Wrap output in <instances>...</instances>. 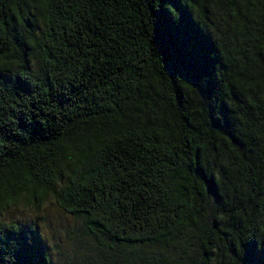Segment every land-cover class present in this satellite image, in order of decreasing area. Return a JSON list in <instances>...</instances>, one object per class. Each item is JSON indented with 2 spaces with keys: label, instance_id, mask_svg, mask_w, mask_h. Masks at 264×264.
I'll use <instances>...</instances> for the list:
<instances>
[{
  "label": "trees",
  "instance_id": "16d2710c",
  "mask_svg": "<svg viewBox=\"0 0 264 264\" xmlns=\"http://www.w3.org/2000/svg\"><path fill=\"white\" fill-rule=\"evenodd\" d=\"M209 1L175 0L169 26L160 0L0 2V56L17 61L0 80V218L53 197L99 246L175 244L188 255L174 242L195 230L194 264H264V6L217 0L232 34L212 39ZM174 62L203 63L211 87H178ZM92 141L116 171L84 166ZM206 196L213 227L200 228ZM0 233L10 264L51 263L18 223Z\"/></svg>",
  "mask_w": 264,
  "mask_h": 264
},
{
  "label": "rangeland",
  "instance_id": "374dc122",
  "mask_svg": "<svg viewBox=\"0 0 264 264\" xmlns=\"http://www.w3.org/2000/svg\"><path fill=\"white\" fill-rule=\"evenodd\" d=\"M207 29L212 39H224L230 31L231 20L224 15V4L208 2ZM213 198L206 196L199 200L202 214L198 226L213 227L211 209ZM18 223L27 233L33 246H41L49 255L50 264H148L161 254L169 257L170 264H194L198 258V231H187L174 243L187 245L188 255L179 246H138L130 247L108 243L99 246L87 233L81 218L67 214L53 197L37 209L20 202L0 218V223Z\"/></svg>",
  "mask_w": 264,
  "mask_h": 264
},
{
  "label": "snow or ice",
  "instance_id": "6c2138e0",
  "mask_svg": "<svg viewBox=\"0 0 264 264\" xmlns=\"http://www.w3.org/2000/svg\"><path fill=\"white\" fill-rule=\"evenodd\" d=\"M2 2V0H0ZM94 2V0H93ZM104 0H102L101 6H103ZM261 6H264V0H259ZM175 8L177 11H180L177 3L175 0H160L159 3V19L162 25L169 26L173 25L177 21V17L172 13L169 9L168 5ZM39 6L42 7H59V3L57 0H39ZM109 11H112V8L109 7ZM183 16V12H181V17ZM4 23L0 20V41H4V43L0 44V50L6 48L7 45V32L3 31ZM17 43H21V41H17ZM16 60H8L4 56H0V80L6 79L9 75L10 65L16 64ZM171 74L174 77H179L180 81L182 82L181 85L184 89L193 91L195 89H202L203 86L211 87V81L207 78L208 73L206 70V66L201 64L192 63L183 69L178 68L177 64L174 62L170 65ZM242 83V82H241ZM247 87H251V85H246ZM202 94V93H201ZM122 139V137H114L113 144H115L116 140ZM132 139V137H129ZM90 148H96L95 151H89L85 155V159H91L90 164L84 165L85 167H91L93 169L98 168L101 173L104 172H114L116 171V167L113 165L112 160L113 156L108 155V149L105 148L103 145L97 148L96 141H92L89 145ZM102 155H108V158L105 160L100 161L98 158ZM114 155V154H113ZM72 163H76V161H72ZM83 164V161L80 162ZM117 163H122L118 161ZM62 178V174H61ZM0 206H3L0 204ZM259 214V213H258ZM222 219L224 217H221ZM7 236V233H0V264H10V261L7 259L8 257H12L13 260H17L18 258L15 256L14 250H10L8 245H5L4 240ZM11 242H15L19 244V241H16L15 237L10 238Z\"/></svg>",
  "mask_w": 264,
  "mask_h": 264
}]
</instances>
